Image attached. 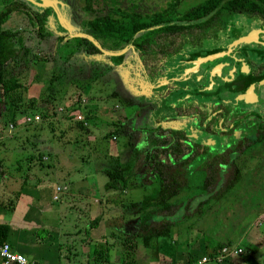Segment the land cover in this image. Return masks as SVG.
<instances>
[{
	"label": "rangeland",
	"instance_id": "obj_1",
	"mask_svg": "<svg viewBox=\"0 0 264 264\" xmlns=\"http://www.w3.org/2000/svg\"><path fill=\"white\" fill-rule=\"evenodd\" d=\"M31 1L36 3L30 4L28 1L31 6L38 3L39 5L43 4L45 7H50L52 10L51 18H48L52 40L58 36L62 37V40L68 39V37L82 32L81 22L88 17L87 13L82 10L83 0ZM169 1L140 0L138 4L140 5L139 8L151 12L164 8ZM200 1L202 0H181L176 10L183 12ZM105 5L110 6V3L107 0L92 1V6L95 9L100 10ZM18 18H9L10 20L5 25L15 26V21L17 22ZM55 20L57 22L60 20L61 26H58ZM45 42L46 39L42 40L37 48L45 47ZM27 43L29 44V42ZM51 45L54 47L56 43L54 42ZM36 50V48L32 49L36 56H44V54ZM122 53L124 57L121 63L125 62L127 64L129 61L130 64V60H133L135 61V67L139 65V60L137 59V62L135 58L136 55H133L128 48H125ZM90 60L108 65V60L102 56L82 58L78 54L71 56L70 64L74 65V72L78 71V67H83L86 72L84 74H87L88 68L91 66ZM88 63L90 66H88ZM44 65L47 69H51L52 63L48 59ZM124 65L121 68L117 66L104 72H102V67H98V75L86 91L81 92L78 88L70 87L68 80H62L60 86L55 83L58 86L57 89L59 88L58 92L60 94H53V96L56 95L58 97L57 101H55V96L53 101V103L56 102L54 118L50 121L45 119L43 123L39 122L42 125L40 130H38L39 123L24 124L25 115L27 116L31 112L30 110L16 113L15 125L12 124L13 128L10 130L8 129L9 121L6 122L5 127L0 126V206H8V202L14 201V192L19 191L21 188L20 182L23 179L25 180L26 177L29 182L26 185L37 186L36 192L41 195L43 193L49 195L54 193L56 186H67H65L67 189L59 194V200L56 202L52 200L51 202L52 208L67 211L62 212L65 218L69 219L71 216L77 218V213H79L77 210L81 208L80 206L84 199L94 196L95 198L101 197L103 199L112 197V205L119 207L118 209L111 208L107 212V218L111 217L112 220L119 218L121 222L118 223L121 226L132 219L133 214L128 204L140 200L142 195L150 191V186L131 187L119 194L113 190L104 189L103 185L107 178L101 172V169L108 164L106 158H104V153L119 156L120 160L123 161L125 159L124 155L130 156L132 148L137 145L135 139L138 137L140 139L143 138L141 128H151L153 124L150 122L149 113L143 112L142 106L140 108L136 104L131 106L127 104L125 83L130 80L126 79ZM17 70H20L23 74V77L21 76L22 85L27 87L24 91L23 99L36 100L41 97L44 94L42 88L46 84L48 75L38 69L36 63H31L26 68L19 66ZM126 70L129 72V69ZM136 75L138 77L139 73L137 72ZM123 77L127 80L126 82ZM138 86L140 87V83ZM127 87L136 97L140 96L139 87H136L137 90ZM65 88L68 89L69 93L62 97V91ZM78 91L81 92L79 95V107L70 106L66 108L67 110H59L61 107L69 106L67 103H70L71 100L76 101L78 99L77 96H73ZM256 93L254 98H258V101L254 105L256 108H260L264 98V86L256 89ZM2 106L0 104V125L3 117L5 121L9 118L6 112L4 116L3 110L6 111V109L5 106L2 109ZM20 108L23 109V107L18 106V111ZM92 108L94 110L89 111ZM70 109H72V113L69 115L71 119H68L66 118V113ZM77 113L93 115V120L88 122L86 131L79 130L73 124V117ZM115 121L120 124H117L120 127L118 130L123 131L125 129V131L119 133L116 137H105L114 128L113 124ZM248 137L250 140L253 139L251 134ZM226 140L219 137L217 142L223 143ZM30 142L35 143L45 153H42L41 157L43 166L37 163V159L30 160L27 157L30 154L35 155V150L30 146ZM255 144L229 153V156L234 158V164L239 169L240 178L233 183L229 190L224 192L219 188L221 186V182H219L216 189L217 193L221 195L219 198L209 197V200L206 199L209 194L201 184L203 172L195 168L200 159L198 158L190 165V172H186L189 190L185 195L189 198L191 211L197 210L196 207L201 201L202 204H199L198 208L204 213L198 219L191 212L188 214L189 217H185V215H182L184 210L182 211L180 208L185 203V197L177 196V199L172 200L174 203L178 201L181 204L171 216L172 220L181 217L179 221L186 225L190 224V221L192 222L190 230L181 232L182 237L186 240L188 238L189 241L195 240L200 237L201 231L209 229L211 232L209 234L206 233L207 237H214V239L217 237V240H222L227 232L231 234L230 238L235 242L243 229L246 231L247 228L253 226L250 224L251 222H255L256 218H261L257 222V227H259L258 231L262 237L260 241L264 240L263 226H261L264 224V139L259 142L256 141ZM125 149L127 150L125 151ZM140 151L134 166L136 176H134L133 180L136 183L143 179L138 174L145 171L143 155L147 153V149L142 147ZM146 182L148 180L145 179L143 183ZM54 197H57L56 193H54L52 198L54 199ZM207 207L209 208L208 210L206 209ZM260 222L262 223L260 224ZM231 224L233 227L230 226ZM260 241L258 240V242ZM6 243L8 244V242ZM242 247L245 252L247 247ZM259 248L261 247L259 246ZM146 262V254L143 251H139L136 256L134 255V264H145ZM205 264L217 263L207 262Z\"/></svg>",
	"mask_w": 264,
	"mask_h": 264
},
{
	"label": "trees",
	"instance_id": "obj_2",
	"mask_svg": "<svg viewBox=\"0 0 264 264\" xmlns=\"http://www.w3.org/2000/svg\"><path fill=\"white\" fill-rule=\"evenodd\" d=\"M92 1L94 0H83L82 10L87 13L88 17L81 22V29L83 33L91 36L100 48L105 51H119L128 45L132 46L133 50L140 51L144 42L152 41L160 32H173L188 28L190 25H185L182 22L189 20L192 21L190 24L196 27H210L208 23L212 17H217V23L221 24L223 23L221 21L223 17L225 19L228 18L230 22L233 17L239 16L244 18L246 26L253 27L256 25L264 28V0H202L183 12L176 10L181 0H170L167 7L151 12L139 8L138 2L140 0H107L110 6H102L100 10L92 6ZM30 4L27 0L0 1V104L3 105L2 109L5 106L6 111L3 110L4 116L6 112L9 117L7 121L4 120V117L2 118L0 125L2 127H5L8 121L15 125V114L26 112L27 110L32 113H28V115L37 114L39 116L37 123H43L45 119L50 121L54 118L56 102L53 103V101L59 93V88L57 89V87L62 84V80H68L69 86L72 88H78L81 92L86 91L89 89L90 84L95 81L98 75V67L103 68L102 72L109 70L112 64L119 63L124 56V54L103 55L91 42L79 37H70L62 40L63 38L58 36L50 42L46 40L44 43L45 47L37 48L42 40L52 35L50 32L45 31L44 28L45 19L50 10L33 4L31 6ZM206 16L208 18L203 20L202 17ZM14 17L15 19L19 17L18 21H15V26H6L5 24L10 20L9 18ZM33 41L34 43L32 44ZM51 42H55L56 45L53 47ZM33 48H36V51L44 54V56H36L32 52ZM75 54H82L86 57L93 54L102 55L111 65H104L95 60H90L91 66L87 74H84L85 69L83 67H78V71L74 72L75 68L74 65L70 64V59ZM48 59L52 63L51 69H47L44 65ZM31 63H36L37 68L44 71L48 78L42 88L44 94L41 97L36 100H24V91L27 87L22 85L23 74L17 69L19 66L26 68ZM81 92L78 91L73 96H77L78 99L76 101L71 100L69 106L61 108L66 109L70 106L78 108ZM67 93H69L68 89H63L62 97ZM53 94L56 95L53 96ZM57 99L58 97L56 96L55 101ZM18 106L23 107V109L20 108L18 111ZM91 110L93 111L94 109L92 108L89 111ZM82 117L86 126L82 125V122L75 120L73 124L79 130L86 131L88 122L93 120V115L86 113L82 114ZM66 118L71 119V116ZM40 123L38 130L42 126ZM117 124L120 125L115 121L113 124L114 128L105 137H116L119 133L125 131V129L119 131L120 127ZM263 138L264 135L261 133L256 139L259 142ZM139 139L140 137L135 139L137 145L132 148L130 156L124 155L125 159L123 161L120 160L119 156L104 153V158H106L108 164L101 169V172L107 178L103 185L105 190H113L121 194L131 187L150 186V191L142 195L140 200L128 204L133 215L132 219L127 222V224L131 225L130 231L124 237L121 245L122 258L127 260L125 264H134L136 244L148 248L150 256L156 259H170L173 256L176 251V240L184 238L181 232L190 230L192 227L191 221L190 224L186 225L179 221L181 217L176 218V220L171 218L176 212V208L181 205L178 201L172 202V200L177 199V196H182L186 199L185 203L180 207L182 211L184 210L182 212L183 216L189 217L188 214L191 212L198 219L204 213L198 208L199 204H202L201 201L196 207L197 210L191 211L189 208V198L185 194L189 190L186 172L190 170V167L183 166L185 161L181 160L178 165H161L159 162L158 154L162 149L168 148L170 153H172L171 143H163L157 136H153L149 140L148 145H146L143 138L140 139L142 141L139 143ZM29 144L35 150V155L30 154L27 157L30 160L37 159V163L43 166L41 157L44 152L35 143L30 142ZM142 147L147 149V153L143 155L145 171L138 174L143 179L136 183L133 180L134 176H136L134 166ZM217 162L220 161L212 158L208 162L199 161L195 167L202 172L204 171V178L201 180V184L209 194L206 198L208 200L209 197L219 198L221 196L216 190L219 182H216L215 177L217 175L221 176V172L216 167ZM224 172H227L226 179L221 182L219 187L223 192L229 190L233 183L240 178L239 169L233 161L228 164V169ZM145 179L148 182L143 183ZM24 184L26 183L23 179L20 182V186ZM206 209L208 210L209 208L207 207ZM7 230V225L0 223V245L5 240ZM209 232L211 231L207 229L201 231L200 235L206 240L207 244H204V250H206L208 257L219 252L224 246H232L233 241L229 240L231 234L227 232L222 240H218L214 244L211 243L209 246L208 242L211 238L207 237L208 235L206 234H209ZM43 235L42 230H37L34 233L36 239L43 237ZM190 262L191 260L185 264Z\"/></svg>",
	"mask_w": 264,
	"mask_h": 264
},
{
	"label": "flooded vegetation",
	"instance_id": "obj_3",
	"mask_svg": "<svg viewBox=\"0 0 264 264\" xmlns=\"http://www.w3.org/2000/svg\"><path fill=\"white\" fill-rule=\"evenodd\" d=\"M42 7L50 10L44 28L51 33L48 18L52 10ZM221 21L218 24L217 17H212L210 27L184 21L188 28L160 32L144 42L140 51L126 46L139 60L136 67L133 60L121 63L123 58L112 65L108 62L110 68L125 64L126 79L130 80L123 77L127 104L142 106L143 112L149 113L151 128H141L146 145L153 136L171 143L172 153L167 148L158 154L160 164L178 165L182 160L189 168L200 157V162L215 158L221 172L216 182L226 179L224 171L234 162L229 153L256 145V138L264 135V98L260 108L254 105L256 89L264 86V28L246 26L239 16ZM55 23L61 26L60 20ZM47 39L52 41V37ZM93 56L102 55L88 57ZM127 86L139 87L142 97H136ZM219 137L227 140L218 143Z\"/></svg>",
	"mask_w": 264,
	"mask_h": 264
},
{
	"label": "crops",
	"instance_id": "obj_4",
	"mask_svg": "<svg viewBox=\"0 0 264 264\" xmlns=\"http://www.w3.org/2000/svg\"><path fill=\"white\" fill-rule=\"evenodd\" d=\"M78 55L85 58L82 54ZM25 183H29L26 177ZM26 184L22 185L19 191L14 192V201L8 203V206H0V223L8 227L4 242H8L13 251L38 264H125L127 262L122 258L121 245L131 225L125 222V225L121 226L119 218L117 220L107 218V212L111 208H119L112 205V197L85 198L80 206L81 210H77L78 217L71 216L68 219L62 214L66 210H56L51 206L55 188L54 193L41 195L36 192L37 186ZM65 186L56 187H64L66 190L67 186ZM62 191L57 193L55 202L59 200ZM260 219L256 218L255 222H251L253 226L246 231L243 229L237 240L232 243V246L247 247L244 254L232 255L217 264H264V240L260 241L262 237L257 227ZM261 226L264 232V224ZM37 230L43 231V237L36 239L34 233ZM210 238L209 246L218 241L217 237ZM205 241L201 236L191 241L188 239V243L184 238L176 240V251L170 259L151 257L150 250L140 244H136L134 255L143 251L147 259L145 264H185L189 260L192 263L207 256L204 250V244H207ZM180 243H183L182 246Z\"/></svg>",
	"mask_w": 264,
	"mask_h": 264
},
{
	"label": "built area",
	"instance_id": "obj_5",
	"mask_svg": "<svg viewBox=\"0 0 264 264\" xmlns=\"http://www.w3.org/2000/svg\"><path fill=\"white\" fill-rule=\"evenodd\" d=\"M59 110H63L62 108H60ZM67 110V109H65ZM72 113V109H70L66 115L68 117H70L69 115ZM74 120L77 122H82V125L86 126V123L83 121V117L82 114L77 113L74 115ZM39 121V116L37 114L34 115H28L24 118V123L26 124H30V123H37ZM11 128H13L12 124L8 125V129L10 130ZM64 187H56L55 188V193H59L61 190H64ZM57 197H54L53 200H56ZM244 251L243 248H241L240 246H224L220 249V251L211 256H203L195 261H193L190 264H205L207 262H216L219 263L221 261H223L224 259L232 256V255H243ZM0 263L1 264H37L36 262H34L31 259L26 258L24 255L13 251L10 246L6 243L3 242L0 245Z\"/></svg>",
	"mask_w": 264,
	"mask_h": 264
},
{
	"label": "water",
	"instance_id": "obj_6",
	"mask_svg": "<svg viewBox=\"0 0 264 264\" xmlns=\"http://www.w3.org/2000/svg\"><path fill=\"white\" fill-rule=\"evenodd\" d=\"M27 1H29L30 3H33V4H36L35 2H33V1H31V0H27ZM37 6H44L43 4L42 5H39L38 3H37ZM45 7V6H44ZM70 37H79V38H85V39H87L89 42H91L102 54H104V55H109V56H114V55H119V54H123L122 52L124 51V49L125 48H123V49H121V50H119V51H105V50H103V49H101L100 48V46L97 44V42L95 41V40H93L92 39V37L91 36H89L88 34H85V33H83V32H80V33H76V34H74V35H72V36H70ZM70 37H68V38H70ZM245 39L246 38H242V40L243 41H245ZM236 42H238V41H236ZM236 42H234V44L236 43ZM251 90V87L248 89V91H250Z\"/></svg>",
	"mask_w": 264,
	"mask_h": 264
}]
</instances>
